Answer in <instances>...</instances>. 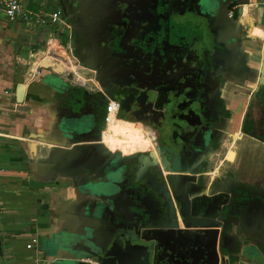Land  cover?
Returning <instances> with one entry per match:
<instances>
[{"label": "flooded vegetation", "instance_id": "1", "mask_svg": "<svg viewBox=\"0 0 264 264\" xmlns=\"http://www.w3.org/2000/svg\"><path fill=\"white\" fill-rule=\"evenodd\" d=\"M249 1L63 2L73 19L71 50L87 73L55 96L61 111L73 103L65 125L91 157L83 180L107 183L106 198L89 195L103 201L106 218L91 228L93 238L118 240L132 264L148 257L150 264H264V198L242 185L237 150L234 160L226 157L242 139L238 130H255L252 97L264 107L263 84L252 83L249 53L257 46L242 20ZM110 99L118 118L141 123L116 117L103 133ZM135 141L140 149L131 151ZM158 149L167 171L153 160ZM110 164L119 170L116 183L105 173Z\"/></svg>", "mask_w": 264, "mask_h": 264}, {"label": "crops", "instance_id": "2", "mask_svg": "<svg viewBox=\"0 0 264 264\" xmlns=\"http://www.w3.org/2000/svg\"><path fill=\"white\" fill-rule=\"evenodd\" d=\"M82 1L88 4L94 0ZM22 2L33 11L48 13L58 8L64 12L63 2L74 5L78 0ZM248 3L243 12L246 15L244 21L251 26L249 32L264 38V0H250ZM50 6L53 7L52 11L48 10ZM248 8L254 13L257 25L248 16ZM62 16L72 24L73 19L64 16V13ZM68 30L64 24L39 26L11 21L7 17L0 20V146L19 149L23 162L22 167L13 170L0 166V172H4L0 180L2 264H60L62 258L75 256L76 250L71 245L76 240L83 237L93 240L94 233L81 216H87V212L93 210L96 199L89 197L93 195L94 189H98L101 180H83L80 171L67 172L53 162L38 159L46 147L53 145L48 142L49 139H62V132L59 135L55 132L56 124L62 117L55 92L62 84H54L55 72L43 65L45 60L51 61L49 51L61 52L58 41L64 49L71 47L70 38L64 42V32ZM40 32L48 34L47 41L43 40L44 35ZM41 52L47 53L44 63L42 65L43 61H40L38 70L32 75V67ZM262 55L264 72V47ZM261 79L264 80V73ZM21 83L26 84L22 102L18 100V87ZM258 109L254 116L256 122L253 134L248 136L239 130L235 133V136L240 135L242 139L234 164L241 174L242 185H248L258 195L264 196V125L260 121ZM113 117L109 123L114 120ZM109 123L103 133L109 128ZM231 153L236 154L229 150L226 156L228 160H231ZM153 160L167 171L161 162L160 152L158 158ZM34 237L38 238V242L28 248L27 243ZM259 246L263 244L259 243Z\"/></svg>", "mask_w": 264, "mask_h": 264}, {"label": "water", "instance_id": "3", "mask_svg": "<svg viewBox=\"0 0 264 264\" xmlns=\"http://www.w3.org/2000/svg\"><path fill=\"white\" fill-rule=\"evenodd\" d=\"M61 48V52L53 51L50 53L49 56L53 59L51 61H46L45 65H43L44 61L42 62L43 67L50 68L54 71L53 81L54 84L59 86L62 85H75L79 83L86 82V70H82L80 66L77 65V58L72 53L69 47L65 49L61 47L58 41V48ZM54 50V49H53ZM40 54V53H39ZM39 57V55H38ZM64 62H61V61ZM97 79H100L99 72L95 75ZM84 78V79H83ZM26 91V84L21 83L18 87V100L20 102L23 101L24 95ZM106 92H109L108 88L105 89ZM113 95L110 94V97ZM69 102V105H64L63 110L61 112V118H59L56 127L57 130L56 135L60 132L62 134V139L59 140H48L50 144H53L49 147L45 148L44 154L39 157V161L43 160L47 163L53 162L54 164L59 165L60 168L67 170V172H74V171H83L89 166L91 161V157L87 156L86 151H81V146L79 144H74L73 138L75 136L76 129L75 127H68L66 122L70 120V117H66L68 114H71L73 111V103ZM67 106V107H66ZM71 121V120H70ZM54 137V136H53ZM97 159L93 160V163H96ZM111 175L112 182H115L116 179L119 177V170L117 168H113V164L108 166L106 170ZM116 183V182H115ZM98 189L93 190L92 196H97L98 198L104 199L106 198L103 194L106 192L107 183L100 182L97 186ZM99 199L95 201L94 208L91 212H87V216H92L94 218L97 217L96 224L90 225L87 222L88 228H94L97 225L100 226L101 220H106L104 217L105 211L102 212V206L104 205L103 201ZM91 203V202H90ZM117 237L121 236V231L117 233ZM119 239V238H118ZM75 241V240H74ZM118 240L115 241H108L107 244H102V242L96 241L94 238L93 240H87V238L83 237L80 240H76L74 243L73 249H75V256L62 258L60 264H132V258L127 253V247L124 248L117 247ZM121 249L123 251H121ZM77 252V253H76ZM142 260L144 258H141ZM146 264H150V258L148 257L147 260H143Z\"/></svg>", "mask_w": 264, "mask_h": 264}, {"label": "built area", "instance_id": "4", "mask_svg": "<svg viewBox=\"0 0 264 264\" xmlns=\"http://www.w3.org/2000/svg\"><path fill=\"white\" fill-rule=\"evenodd\" d=\"M63 9L58 8L52 12H36L22 2V0H0V20L7 17L11 21H22L34 25L46 26L50 24H64L66 28L70 29L71 25L66 21L63 16ZM71 49V47H69ZM119 103L115 99H110L106 106V119L107 122L113 116H119ZM38 242V238L34 237L31 242L27 243V247L31 248ZM0 264L1 260H0Z\"/></svg>", "mask_w": 264, "mask_h": 264}, {"label": "rangeland", "instance_id": "5", "mask_svg": "<svg viewBox=\"0 0 264 264\" xmlns=\"http://www.w3.org/2000/svg\"><path fill=\"white\" fill-rule=\"evenodd\" d=\"M48 10L49 11H52L53 10V7L50 6L48 8ZM248 16L252 19V16L250 14ZM242 20L244 21V18H242ZM53 29H54V27H53ZM37 32H39V31H37ZM64 33H65V36H66L64 38V42L65 41L67 42L69 40V38L70 39L72 38V34H71L70 30H68V31H66ZM40 34H43L44 35L43 36V40H45V41L48 40V34L47 33L40 32ZM249 36H250V38L252 40H254V43L256 44L255 46H257L256 49L254 50V52L253 51H250V53H249L250 54V58H251V64H254V66H252V69H253V67L255 68V74L253 75V77L255 78V80L253 79L252 83H254V86L256 85V87H257V86H260L261 83L264 84V80L261 79V76L264 73L262 71V59H263L262 51H263V47H264V38L251 35L250 33H249ZM64 44H67V43H64ZM247 44H250V43L247 42ZM52 46H53V42H52L51 48H52ZM251 101H252V110H253V113L256 112V110H257L258 107L259 108L261 107L263 109V111H264V107L260 106V103L257 100L253 99V97H252V100ZM145 133L147 135H150L146 131H145ZM236 136H238V135L236 134ZM235 145H236V147L237 146L239 147V144H235ZM236 147L230 146L229 147V150H233V151L236 152V150L239 149V148H236ZM234 156H235L234 153H231L230 156H229V158L231 160H233L234 159ZM22 165H23V162L21 160V151L19 149L16 150L13 147L12 148H7V147H4V146H0V166L1 167L3 166L7 170H11V169L13 170V169H18V167H22ZM3 173L4 172H0V180H1V177L4 176ZM258 198L259 199H262V198H264V196H262V197L260 196ZM259 205H262V204H259Z\"/></svg>", "mask_w": 264, "mask_h": 264}, {"label": "trees", "instance_id": "6", "mask_svg": "<svg viewBox=\"0 0 264 264\" xmlns=\"http://www.w3.org/2000/svg\"><path fill=\"white\" fill-rule=\"evenodd\" d=\"M257 95H258V97L261 99V101L263 102V104H264V84L263 85H261L260 87H259V89H258V91H257ZM113 118H116L115 116L113 117ZM106 128V127H105ZM250 131V129H249V127L247 128V132H249ZM134 132H136V131H131V137L133 136V134H134ZM127 134H128V132H127ZM143 134H144V140H150L151 138L149 137V135H147L146 133H145V131H143ZM140 138H138L137 139V141L139 140ZM137 141H135L134 143H133V148H132V150L131 151H135L136 149H139L140 148V146L138 145V142Z\"/></svg>", "mask_w": 264, "mask_h": 264}, {"label": "bare ground", "instance_id": "7", "mask_svg": "<svg viewBox=\"0 0 264 264\" xmlns=\"http://www.w3.org/2000/svg\"><path fill=\"white\" fill-rule=\"evenodd\" d=\"M45 54H47V53H43V52H41L40 54H39V59L38 60H36V63H34V65H33V67H32V75H33V72H35V71H37L38 70V65H40V61H43V59L45 58ZM49 59H52V58H49ZM64 62V61H63ZM123 120V119H122ZM109 128L110 129H113L112 128V125H111V122L109 123Z\"/></svg>", "mask_w": 264, "mask_h": 264}]
</instances>
